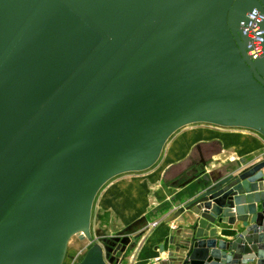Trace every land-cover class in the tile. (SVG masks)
<instances>
[{"label":"water","instance_id":"1","mask_svg":"<svg viewBox=\"0 0 264 264\" xmlns=\"http://www.w3.org/2000/svg\"><path fill=\"white\" fill-rule=\"evenodd\" d=\"M256 11L264 46V0H0V264H65L75 237L91 245L77 264H124L147 224L93 238L108 182L153 168L190 125L264 136ZM172 221L152 264H264V161Z\"/></svg>","mask_w":264,"mask_h":264},{"label":"crops","instance_id":"2","mask_svg":"<svg viewBox=\"0 0 264 264\" xmlns=\"http://www.w3.org/2000/svg\"><path fill=\"white\" fill-rule=\"evenodd\" d=\"M261 161L264 136L258 132L210 124L187 126L169 139L153 168L120 175L102 188L93 207L92 236L103 239L128 234L129 227L145 218L147 226L127 248L124 264L155 263L166 256L159 249L176 227L172 220L179 206L207 186ZM226 227H219L221 238L230 236L223 231ZM73 241L67 256L72 248L71 262L77 264L91 245L78 237Z\"/></svg>","mask_w":264,"mask_h":264},{"label":"built area","instance_id":"3","mask_svg":"<svg viewBox=\"0 0 264 264\" xmlns=\"http://www.w3.org/2000/svg\"><path fill=\"white\" fill-rule=\"evenodd\" d=\"M249 16L251 23L245 28V31L250 38L251 48L249 49L248 54L252 59H258L264 54L263 33L260 26L263 21V16L258 11Z\"/></svg>","mask_w":264,"mask_h":264},{"label":"rangeland","instance_id":"4","mask_svg":"<svg viewBox=\"0 0 264 264\" xmlns=\"http://www.w3.org/2000/svg\"><path fill=\"white\" fill-rule=\"evenodd\" d=\"M73 241V240H72ZM73 243H74V241H73ZM70 254L67 256V258H66V261H65V264H75L74 262L75 261H73V262H71L72 261V257H71V252H72V248H70ZM74 260V259H73Z\"/></svg>","mask_w":264,"mask_h":264},{"label":"bare ground","instance_id":"5","mask_svg":"<svg viewBox=\"0 0 264 264\" xmlns=\"http://www.w3.org/2000/svg\"><path fill=\"white\" fill-rule=\"evenodd\" d=\"M73 240V239H72Z\"/></svg>","mask_w":264,"mask_h":264}]
</instances>
